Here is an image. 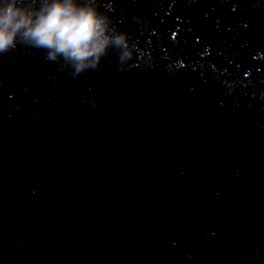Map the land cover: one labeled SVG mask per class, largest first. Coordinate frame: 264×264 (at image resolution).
<instances>
[{
	"label": "water",
	"instance_id": "95a60500",
	"mask_svg": "<svg viewBox=\"0 0 264 264\" xmlns=\"http://www.w3.org/2000/svg\"><path fill=\"white\" fill-rule=\"evenodd\" d=\"M96 3L130 60L0 54V264H264V0Z\"/></svg>",
	"mask_w": 264,
	"mask_h": 264
},
{
	"label": "clouds",
	"instance_id": "9594fccd",
	"mask_svg": "<svg viewBox=\"0 0 264 264\" xmlns=\"http://www.w3.org/2000/svg\"><path fill=\"white\" fill-rule=\"evenodd\" d=\"M46 50L78 75L98 67L111 48L121 61L133 56L126 32H116L96 0H0V54L18 44Z\"/></svg>",
	"mask_w": 264,
	"mask_h": 264
}]
</instances>
